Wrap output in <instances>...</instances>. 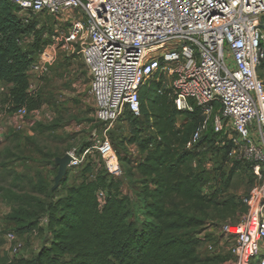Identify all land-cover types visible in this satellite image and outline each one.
<instances>
[{
    "label": "trees",
    "instance_id": "1",
    "mask_svg": "<svg viewBox=\"0 0 264 264\" xmlns=\"http://www.w3.org/2000/svg\"><path fill=\"white\" fill-rule=\"evenodd\" d=\"M46 26L41 15H22L10 0H0V83L5 84L7 113L13 115L19 108L30 113L43 103L41 91L30 92L29 70L46 44L42 39ZM24 37L30 39L25 45ZM257 76L264 85V57ZM163 80L156 75L144 82L138 90L139 115L125 109L117 120L127 124V133L116 136V148L112 146L133 184V199L104 163L94 171L88 154L75 166L81 170L77 182L68 184L66 173L52 189L41 175L35 181L29 178L32 191L42 194V200L16 195L17 205L5 216L14 229L1 233L13 231L18 236L17 232L36 229L47 240L31 257L0 255V264H220L225 259L198 251L207 212L214 210L224 218L227 213L243 214L247 207L241 199L235 203L223 194L232 170L213 175L196 160L201 145L224 157L229 144L209 125L194 145L186 147L205 114L199 106L177 110ZM85 150L89 148L76 155ZM235 163L251 172L250 163ZM98 191L104 194L102 201Z\"/></svg>",
    "mask_w": 264,
    "mask_h": 264
},
{
    "label": "built area",
    "instance_id": "2",
    "mask_svg": "<svg viewBox=\"0 0 264 264\" xmlns=\"http://www.w3.org/2000/svg\"><path fill=\"white\" fill-rule=\"evenodd\" d=\"M10 2L22 15H48L68 24L66 34L55 38L78 48L100 126H111L125 109L138 116L139 87L156 75L167 80L177 110L203 109L205 117L186 147L211 125L229 144L228 156L250 163L258 178L241 198L247 209L239 224L221 225L222 233L233 234L229 264H249L257 256L256 264H264V85L257 76L264 57V0ZM52 59L45 47L30 73L46 71ZM27 114L19 108L13 117ZM96 141L106 170L117 173L112 143L106 137ZM87 151L80 157L69 152V167L79 165ZM103 195L97 192L99 201ZM3 236L9 252L19 253L22 244L15 232Z\"/></svg>",
    "mask_w": 264,
    "mask_h": 264
},
{
    "label": "rangeland",
    "instance_id": "3",
    "mask_svg": "<svg viewBox=\"0 0 264 264\" xmlns=\"http://www.w3.org/2000/svg\"><path fill=\"white\" fill-rule=\"evenodd\" d=\"M47 24L42 39L46 44L42 50L47 49L53 54V59L46 71L41 74L33 72L29 74L30 92H42L43 103L37 112H30L21 119H16L11 113H7L3 105L5 86L0 85V255H6L10 259L16 257H31L38 248L47 240L45 233L32 230L18 234V241L22 249L15 256L8 250L2 230L14 229V226L6 221V215L12 207L17 205L16 195L28 196L42 200L43 195L33 192L29 184V178L33 181L41 175L52 185L57 166L54 158L65 153L74 152L76 155L83 148H89L86 152L93 161L94 171L102 167L103 158L98 153L97 139L108 138L115 147L114 138L119 134L127 133V124L116 121L111 126H100L93 116V104L89 93V80L84 68L81 55L74 44L56 40V35H65L68 24L58 22L46 15L41 16ZM52 35H54L52 37ZM29 37H24L23 45L27 44ZM164 87L169 88L164 78ZM19 125V128H16ZM95 133V134H94ZM226 140V139H225ZM127 147H131L127 144ZM123 153V150H119ZM199 157L196 163L201 168H206L219 175H225L232 170L224 196H232L234 202L249 195L251 189L258 182L250 171H243L235 165V160L228 154L223 157L221 152L214 148L201 145L198 149ZM122 179V190L133 199L132 183L128 181L122 167L113 174ZM80 167L67 169V183L79 181ZM239 212L227 213L224 218L214 210L207 212L201 231L198 234L200 244L198 251L201 256L221 255L225 259L220 264L232 262L229 247L233 242V234L221 232V225L227 223L237 226L242 219ZM43 219L40 220V225ZM208 244L212 249H208ZM258 256L251 259L256 264ZM249 262V264H250Z\"/></svg>",
    "mask_w": 264,
    "mask_h": 264
},
{
    "label": "water",
    "instance_id": "4",
    "mask_svg": "<svg viewBox=\"0 0 264 264\" xmlns=\"http://www.w3.org/2000/svg\"><path fill=\"white\" fill-rule=\"evenodd\" d=\"M72 156L69 153H65L63 156H57L54 158V164L57 166V172L54 176V183L52 189L57 187L61 179L67 173V169L70 165Z\"/></svg>",
    "mask_w": 264,
    "mask_h": 264
},
{
    "label": "crops",
    "instance_id": "5",
    "mask_svg": "<svg viewBox=\"0 0 264 264\" xmlns=\"http://www.w3.org/2000/svg\"><path fill=\"white\" fill-rule=\"evenodd\" d=\"M0 85H4V86H5V84H4V83H0Z\"/></svg>",
    "mask_w": 264,
    "mask_h": 264
}]
</instances>
